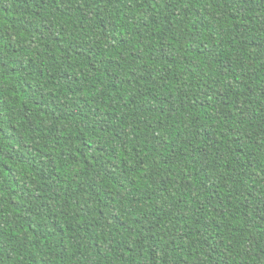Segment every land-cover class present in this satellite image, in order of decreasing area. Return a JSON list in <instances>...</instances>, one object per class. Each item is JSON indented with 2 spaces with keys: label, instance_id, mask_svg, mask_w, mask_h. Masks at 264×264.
I'll return each instance as SVG.
<instances>
[{
  "label": "trees",
  "instance_id": "1",
  "mask_svg": "<svg viewBox=\"0 0 264 264\" xmlns=\"http://www.w3.org/2000/svg\"><path fill=\"white\" fill-rule=\"evenodd\" d=\"M0 264H264V0H0Z\"/></svg>",
  "mask_w": 264,
  "mask_h": 264
}]
</instances>
